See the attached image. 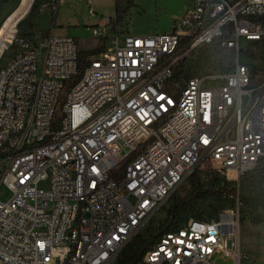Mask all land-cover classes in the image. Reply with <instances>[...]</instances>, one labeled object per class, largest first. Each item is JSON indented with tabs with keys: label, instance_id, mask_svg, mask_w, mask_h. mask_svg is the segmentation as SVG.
<instances>
[{
	"label": "built area",
	"instance_id": "1",
	"mask_svg": "<svg viewBox=\"0 0 264 264\" xmlns=\"http://www.w3.org/2000/svg\"><path fill=\"white\" fill-rule=\"evenodd\" d=\"M117 24L92 29L102 44L79 79L75 37L0 33V61L19 46L0 65V264H117L197 170L239 187L264 160V77L253 84L241 48L264 68V0H190L152 36ZM216 41L231 72L175 87L176 66ZM239 206L165 233L138 264H242Z\"/></svg>",
	"mask_w": 264,
	"mask_h": 264
},
{
	"label": "rangeland",
	"instance_id": "2",
	"mask_svg": "<svg viewBox=\"0 0 264 264\" xmlns=\"http://www.w3.org/2000/svg\"><path fill=\"white\" fill-rule=\"evenodd\" d=\"M133 5L127 16L117 24L120 32L131 33L137 36H152L162 33H170L173 29L175 19H178L189 8L190 0H131ZM3 0L0 7V33L3 25L11 16H18V23L14 25L4 38L26 39L30 42L46 41L49 34L56 36L75 37L80 51H93L90 49L102 44V39H96L92 34L93 28L103 29L107 18L116 15V0H93L92 7L95 16L90 15L88 0ZM253 43L241 41L243 50L242 60L253 71V84L260 83L264 77V68L260 62L259 48ZM19 46L14 43L6 51L0 65L5 64L13 52ZM90 49V50H89ZM234 53L224 49L220 41L202 47L194 57L188 58L183 63V70L189 78L195 76H224L231 72L234 66ZM186 80L175 83V87L182 89ZM264 166V160L257 166ZM254 169L251 174L258 169ZM201 180L205 184L212 182L221 183L225 176L210 166L203 167L198 171ZM190 190V182H185L171 196L169 201L150 221L151 230L159 226L166 216L172 199L184 198ZM240 203V202H239ZM238 199L225 203V210H236ZM207 210L206 219H214L210 201L203 202ZM264 209L258 210L263 213ZM241 216L240 246L245 258L242 264H264V223L254 224L248 213H243L241 204L239 206ZM256 213V212H255ZM150 231L145 229L140 234L147 238ZM139 238V237H138ZM141 241H134L129 250L139 248ZM128 250V252H129ZM127 252V253H128ZM216 263L230 264L218 257H214Z\"/></svg>",
	"mask_w": 264,
	"mask_h": 264
},
{
	"label": "trees",
	"instance_id": "3",
	"mask_svg": "<svg viewBox=\"0 0 264 264\" xmlns=\"http://www.w3.org/2000/svg\"><path fill=\"white\" fill-rule=\"evenodd\" d=\"M132 5L131 0H116L115 18L117 22L122 21L127 16ZM95 53L93 51H80L77 79L82 77L89 57ZM182 70L183 63H179L174 70V83L190 79ZM76 78L70 80L68 87L77 80ZM198 171L200 170L193 173L187 180L190 182L188 194L184 198L172 199L171 206L168 208L163 222L152 231H150L149 223L145 228V231H150L148 237L143 238L139 235V238H135L132 243L137 240L142 242L139 248L129 250L128 247L132 244L130 243L119 257L117 264H138L145 252L165 233L179 228L189 220L212 221L217 219L225 210V203L230 200L235 201V198L239 200L243 213H248L254 224L264 223V211L263 213L258 212V210L264 209V166L255 173L244 176L239 187L237 183L228 181L226 178L222 181V184L215 182L205 184L202 182ZM205 201H210L212 214L216 216L214 219L208 220L205 218L207 214V210L203 206Z\"/></svg>",
	"mask_w": 264,
	"mask_h": 264
},
{
	"label": "bare ground",
	"instance_id": "4",
	"mask_svg": "<svg viewBox=\"0 0 264 264\" xmlns=\"http://www.w3.org/2000/svg\"><path fill=\"white\" fill-rule=\"evenodd\" d=\"M19 19L18 16H15V14L13 16H11L9 19H7V21L5 22V24L3 25L2 28V36H6L9 32L10 29L16 25L18 23ZM226 220H229V216L227 217Z\"/></svg>",
	"mask_w": 264,
	"mask_h": 264
},
{
	"label": "crops",
	"instance_id": "5",
	"mask_svg": "<svg viewBox=\"0 0 264 264\" xmlns=\"http://www.w3.org/2000/svg\"><path fill=\"white\" fill-rule=\"evenodd\" d=\"M58 3H59V0H58ZM58 3H57V5H58ZM94 48H95V47H93V48H90V49L92 50V49H94ZM90 49H89V50H90ZM86 51H88V50H86Z\"/></svg>",
	"mask_w": 264,
	"mask_h": 264
},
{
	"label": "snow or ice",
	"instance_id": "6",
	"mask_svg": "<svg viewBox=\"0 0 264 264\" xmlns=\"http://www.w3.org/2000/svg\"><path fill=\"white\" fill-rule=\"evenodd\" d=\"M161 99H163V97H161ZM170 102V101H169ZM42 247H43V245H42Z\"/></svg>",
	"mask_w": 264,
	"mask_h": 264
}]
</instances>
